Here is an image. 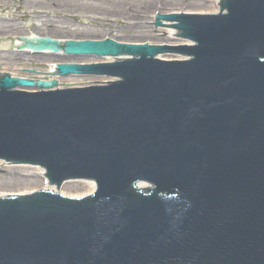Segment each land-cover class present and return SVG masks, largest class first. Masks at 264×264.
<instances>
[{
  "label": "water",
  "instance_id": "95a60500",
  "mask_svg": "<svg viewBox=\"0 0 264 264\" xmlns=\"http://www.w3.org/2000/svg\"><path fill=\"white\" fill-rule=\"evenodd\" d=\"M217 5L154 17L190 47L33 49L111 56L42 74L106 77L83 88L3 76L0 160L96 191L0 198V264H264V0Z\"/></svg>",
  "mask_w": 264,
  "mask_h": 264
},
{
  "label": "rangeland",
  "instance_id": "374dc122",
  "mask_svg": "<svg viewBox=\"0 0 264 264\" xmlns=\"http://www.w3.org/2000/svg\"><path fill=\"white\" fill-rule=\"evenodd\" d=\"M175 1L173 7L175 10L179 8L181 12L191 11L189 14L205 13V15L211 14L209 11L216 2V0ZM163 2L165 0H70L68 3H60L69 5V8L65 9L53 0H0V81L3 73L19 78V76L31 77L35 73L45 74L54 70L56 63L52 59H47L48 63H39L36 61V55L12 51V39L33 33L76 43L115 41L124 45L145 43L178 49L179 45H184L182 43L184 40L176 39V36L168 39L164 32H161L163 26L154 27V17L166 14L165 11L158 13L161 11L159 6ZM45 11L51 15L50 18L46 14L42 16ZM59 59L68 63L83 64L101 63V60L106 58H97L92 54L68 56L60 54L57 60ZM62 80L66 83L76 81L91 83L98 78L67 76V79ZM89 183L67 181L60 186L52 187L54 191L65 197L80 198L88 192ZM45 185L46 181L42 178L41 169L0 162V197L27 195L31 191L41 190Z\"/></svg>",
  "mask_w": 264,
  "mask_h": 264
},
{
  "label": "bare ground",
  "instance_id": "6f19581e",
  "mask_svg": "<svg viewBox=\"0 0 264 264\" xmlns=\"http://www.w3.org/2000/svg\"><path fill=\"white\" fill-rule=\"evenodd\" d=\"M69 1L70 0H63L62 2H60V0H58V1H54L53 0V2H58L59 4L60 3H68ZM87 1H89V0H87ZM90 1H95V0H90ZM175 3H176L175 0H165V2L160 4L159 10H161V11H159L158 13H160L162 11H165L166 14H172V15H182V14H185V15H205V13H203V14H201V13H197V14H192L191 13V14H189V12H191V11L181 12L179 10V8H178V10H175L173 8L175 6ZM60 5H62L63 8H65V9L69 8V5H67V4H60ZM193 5L194 4H192V6ZM213 5H214L213 9H211L209 12L211 14L219 13L217 0H216V2L213 3ZM55 6H57V5H55ZM61 7H59V8H61ZM157 9L158 8H156V10ZM171 10H173V11H171ZM153 14H155V12ZM207 15H208V13H207ZM135 30H137V28ZM161 32H164V34L168 37V39H172L175 36L174 30L166 28V27H164V29ZM46 39L51 40L53 42H56L57 44H62V45H65L67 43L73 42L71 40H66V39H64V40H62V39H53L49 35H45L44 36V34L41 35V36H38L37 34L33 33L31 35H26V36H23V37H20V38L12 39L13 52L14 53H17V52L18 53H26L28 55H31V54L36 55L37 56L36 57V61L39 62V63H44V62L48 63V62H46L47 59L48 60L52 59L53 62L56 63V64H58L60 62H61V64L64 63L65 60H61V59L57 60L58 58H60V53H64L62 47H59V48H48V49H43V50L42 49L33 50L39 44H43L42 43L43 40H46ZM182 43L184 45H188L190 42L187 41V40H184V41H182ZM4 44H2V45H4ZM127 44H129V43H127ZM142 44L143 43H132V45H142ZM147 45H150V44H147ZM105 58L106 59L101 60L102 63H111V57L110 58L105 57ZM65 63H68V62L65 61ZM49 73H51V72H49ZM9 77L13 78V77H16V76L12 75V76H9ZM19 78L27 79V85H33V87H17V88L18 89H27L29 91H35L36 83L46 87V86H49L52 82H56V84L58 85V87L60 89H62V85L89 84L87 82H80V81H76L74 83H71V82H67L66 83L62 79H42V74H39V73H35V75L31 76V77H29V75L19 76ZM41 174H42V170H41ZM88 185H89L88 192L86 193L85 196H91L92 193L95 190L91 182ZM39 191L40 192H56V191H54L53 187L48 186V185H45ZM20 196H23V194H16V195H11V196H1L0 198H11V197H20Z\"/></svg>",
  "mask_w": 264,
  "mask_h": 264
},
{
  "label": "flooded vegetation",
  "instance_id": "af4514ba",
  "mask_svg": "<svg viewBox=\"0 0 264 264\" xmlns=\"http://www.w3.org/2000/svg\"><path fill=\"white\" fill-rule=\"evenodd\" d=\"M44 14H46V15H47V17H49V18L51 17V15H50V14H48V12H47V11H45V13H43V14H42V16H44Z\"/></svg>",
  "mask_w": 264,
  "mask_h": 264
}]
</instances>
